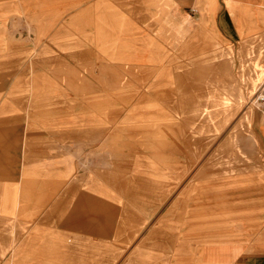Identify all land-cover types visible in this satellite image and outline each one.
I'll list each match as a JSON object with an SVG mask.
<instances>
[{
	"label": "rangeland",
	"instance_id": "rangeland-1",
	"mask_svg": "<svg viewBox=\"0 0 264 264\" xmlns=\"http://www.w3.org/2000/svg\"><path fill=\"white\" fill-rule=\"evenodd\" d=\"M225 1L0 0V264L262 263L264 77Z\"/></svg>",
	"mask_w": 264,
	"mask_h": 264
},
{
	"label": "crops",
	"instance_id": "crops-1",
	"mask_svg": "<svg viewBox=\"0 0 264 264\" xmlns=\"http://www.w3.org/2000/svg\"><path fill=\"white\" fill-rule=\"evenodd\" d=\"M227 1L228 0L225 1L224 8L218 9V11L214 17V20H212L213 28H211L212 27L211 26L210 31L213 30L215 32L214 34H216L218 36V38H220L224 43H226L228 45H232L233 47H235L236 44H238V49L240 51L241 56L246 55L248 58L249 57L250 58L256 57L257 60L254 61V64H256V62L259 64L260 70L262 71V76L264 77V51H262L263 55H261V54L256 55V54H254L255 52L253 50V48H259L258 47L259 45L256 47V45L254 43L256 42V40L260 39V36H256V35L260 34V32L262 33L263 36L261 35L262 40H259V44H260V41H262L263 45H264V30H259V29H261L260 26L253 24L254 20H250L251 22H249L250 25L247 26V29L245 31V35L241 36V34H240V32L236 26V23L234 22V20L231 16V13L227 8V4H226ZM261 1L263 2L264 0H260V4H261ZM218 3H219V0H218ZM200 5L202 7L201 9H205L207 7V5L204 1H200ZM258 11L259 12L257 14L251 13L249 18H252L254 16H260L261 13H264V10H262L261 8ZM185 12L188 13L187 11H185ZM189 15H191V14H189ZM196 20L199 23V21L202 20V18L201 19L199 18ZM173 25H174V27H176V25L174 23H173ZM178 27H180L177 30L178 33L179 32H181L183 34L187 33V31H188L187 29L181 28V26H178ZM200 27H201V25H200ZM263 27L264 26H262V28ZM198 31H200L199 26L196 27V29H194L191 32H198ZM256 43H258V42H256ZM263 48H264V46H263ZM259 58H260V61H259ZM260 139L262 141V144H264V125L260 128ZM239 258H240V256L238 255L234 264L239 260ZM246 262H249V261L246 260ZM260 262H262L260 264H264V259L260 258Z\"/></svg>",
	"mask_w": 264,
	"mask_h": 264
},
{
	"label": "bare ground",
	"instance_id": "bare-ground-1",
	"mask_svg": "<svg viewBox=\"0 0 264 264\" xmlns=\"http://www.w3.org/2000/svg\"><path fill=\"white\" fill-rule=\"evenodd\" d=\"M258 90V89H257ZM259 94V93H258Z\"/></svg>",
	"mask_w": 264,
	"mask_h": 264
}]
</instances>
